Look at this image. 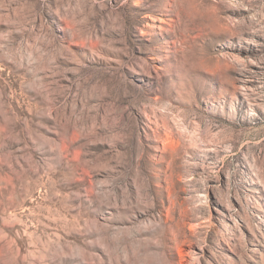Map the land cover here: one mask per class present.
<instances>
[{
  "label": "rangeland",
  "instance_id": "374dc122",
  "mask_svg": "<svg viewBox=\"0 0 264 264\" xmlns=\"http://www.w3.org/2000/svg\"><path fill=\"white\" fill-rule=\"evenodd\" d=\"M0 264H264V0H0Z\"/></svg>",
  "mask_w": 264,
  "mask_h": 264
}]
</instances>
